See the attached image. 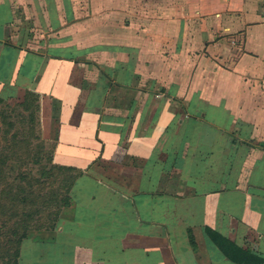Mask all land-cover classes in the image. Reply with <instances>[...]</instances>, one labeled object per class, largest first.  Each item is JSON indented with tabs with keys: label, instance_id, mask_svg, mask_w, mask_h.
I'll list each match as a JSON object with an SVG mask.
<instances>
[{
	"label": "crops",
	"instance_id": "obj_1",
	"mask_svg": "<svg viewBox=\"0 0 264 264\" xmlns=\"http://www.w3.org/2000/svg\"><path fill=\"white\" fill-rule=\"evenodd\" d=\"M29 93L74 178L16 264H264V0H0Z\"/></svg>",
	"mask_w": 264,
	"mask_h": 264
},
{
	"label": "rangeland",
	"instance_id": "obj_2",
	"mask_svg": "<svg viewBox=\"0 0 264 264\" xmlns=\"http://www.w3.org/2000/svg\"><path fill=\"white\" fill-rule=\"evenodd\" d=\"M21 99L20 96L15 98L11 96L5 98L0 97V158L9 155L12 156L13 152L18 154V156L14 154V158H9L2 167V173L0 174V189L9 183H13L14 185L20 183L28 186L26 180L21 176L39 179L35 182L34 188L41 190L40 195L44 196L42 202H44L45 205L40 201L41 205L38 204L37 208H40L41 212L33 215L31 219L28 218L30 224H32L29 230H38L35 226L39 224V229L53 225L61 210V207H57V203L61 204L62 201H58V199V202L56 201L57 203H46L50 191L52 189H58L60 197L67 192L63 188H60V180L63 173L53 184H49L48 176L43 174L44 171L49 170L51 164L49 157H52L53 142L43 137L39 121H37V116H35L36 113H34L33 121L29 120V112L22 108ZM21 138H26L29 145L25 148V152L23 151L22 154H19V152L14 150L13 145L16 140ZM55 172L59 174V172ZM0 203H2L1 197ZM56 210H58L57 216H55L56 213H54ZM23 220L27 219L14 217L12 220L7 221L6 216L0 215V225L5 226L2 227V229L0 226V264H10L14 259L12 253L16 248L14 245L9 249L8 245H5L6 241L3 233L12 225H16V222H21ZM6 224H8V226H6ZM6 249L8 253L12 255H5Z\"/></svg>",
	"mask_w": 264,
	"mask_h": 264
},
{
	"label": "trees",
	"instance_id": "obj_3",
	"mask_svg": "<svg viewBox=\"0 0 264 264\" xmlns=\"http://www.w3.org/2000/svg\"><path fill=\"white\" fill-rule=\"evenodd\" d=\"M28 95L29 96H27V98L21 103V106L24 110L29 111V120L33 121L34 110L36 107V105H34V101L37 99V96H35L32 93H29ZM28 145H29L28 140H26V138H21L14 142L13 148L15 151L19 152V154H22L25 148L28 147ZM14 154L18 156L16 152H13L12 156L9 155L0 158V174L2 173L1 170L5 162L11 157L14 158L15 156ZM49 159L51 160L49 170L44 171L43 174L48 176L49 184H53L54 182L57 181L56 179H58L60 175L63 173V176L61 175L62 177L60 180V188H63L67 193L60 197L59 190L52 189L49 193L50 195L46 203L51 204L52 202L57 203L58 201H62L61 204L57 203V207L60 208L68 204L69 201L68 191L72 179L74 178V175H72L71 171H73L74 168L71 166H62L57 163H53L52 157H49ZM55 171L59 172V174L56 173ZM21 177L24 180H26L27 182L26 184H28V186L22 185L20 183H17L15 185L13 183H9L5 187L0 189V197L2 199V203H0V215L6 216L7 221L12 220L14 217L27 219L21 222H16L15 223L16 225H12L10 228L7 229L6 232L3 233L6 241L5 245H8L9 249L11 246L14 245L16 246L15 250L12 253L14 255V259L11 261L10 264L16 263L19 255L20 243L22 239L26 236L27 231L32 227V224H30L28 218L31 219L33 215H36L41 212V209L37 208V205L38 204L41 205L40 201L42 202L44 200V196L40 195L41 190L38 188L37 189L34 188L35 182H37L39 179L37 178L33 179L30 178L29 176H21ZM42 203L45 205L44 202ZM54 213H56L55 216H57L58 210H56ZM0 226L1 229L2 227H5L4 225H0ZM6 226H8V224H6ZM50 226H46V227L48 228ZM35 228L39 229L40 224L35 226ZM9 254L10 253H8V250L6 249L5 255H9Z\"/></svg>",
	"mask_w": 264,
	"mask_h": 264
}]
</instances>
